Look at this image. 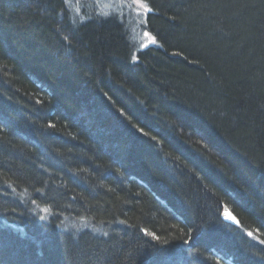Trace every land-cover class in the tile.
Here are the masks:
<instances>
[{"label": "trees", "instance_id": "trees-1", "mask_svg": "<svg viewBox=\"0 0 264 264\" xmlns=\"http://www.w3.org/2000/svg\"><path fill=\"white\" fill-rule=\"evenodd\" d=\"M65 1L0 0V264H264V0Z\"/></svg>", "mask_w": 264, "mask_h": 264}, {"label": "rangeland", "instance_id": "rangeland-1", "mask_svg": "<svg viewBox=\"0 0 264 264\" xmlns=\"http://www.w3.org/2000/svg\"><path fill=\"white\" fill-rule=\"evenodd\" d=\"M65 1V0H64ZM93 1V2H92ZM78 0H66L65 4H67L70 11L74 12L75 16H80L79 9L77 8ZM91 11L93 15H102V12H107L108 9L113 10L114 12L117 11V14L121 16V19L124 17L123 15H127L129 21H126L125 24L123 23L124 27L130 31L135 38L138 37V34L142 37L144 45L147 44H155L153 43L154 38L145 30L139 32L141 20L143 18V13L146 12L147 6L141 0H91L89 2ZM132 12H128V10ZM134 10V12H133ZM126 12V13H125ZM128 13V14H127ZM126 19V18H125ZM127 19V20H128ZM147 33V35H145ZM143 47V46H142Z\"/></svg>", "mask_w": 264, "mask_h": 264}, {"label": "bare ground", "instance_id": "bare-ground-1", "mask_svg": "<svg viewBox=\"0 0 264 264\" xmlns=\"http://www.w3.org/2000/svg\"><path fill=\"white\" fill-rule=\"evenodd\" d=\"M128 12H132L130 9L128 10ZM133 12H134V10H133ZM71 13V15H73V13L74 12H70ZM126 13V12H125ZM128 14V13H127ZM130 57H132V55L130 56ZM12 181H7V180H2V181H0V186H1V189H3V191H5V189L7 188V190L10 192V193H12V191H14L13 193H16V192H18L19 194H20V190L19 189H14L13 187H14V185L11 183ZM8 188H10V189H8ZM27 190V189H26ZM8 196L11 198V196H12V194L11 195H9L8 194ZM3 222H4V224H3V228H7L8 229V227L10 228V224L12 223V219L10 218V217H3ZM103 223H105V222H103ZM103 223H101L100 221H97V226L99 227V229H101V230H104L105 228V224H103ZM8 226H7V225ZM107 226V225H106ZM59 229H65L64 227H60ZM109 229V228H108ZM65 233L66 234H69L67 231H65ZM71 235V234H70ZM18 236L20 237V238H22L23 236L25 237L26 235H19L18 234Z\"/></svg>", "mask_w": 264, "mask_h": 264}, {"label": "water", "instance_id": "water-1", "mask_svg": "<svg viewBox=\"0 0 264 264\" xmlns=\"http://www.w3.org/2000/svg\"><path fill=\"white\" fill-rule=\"evenodd\" d=\"M227 214H231V216H233L234 219H229ZM221 219L224 222H226L228 224H232L234 226H238V224H239L237 218L234 216V214L226 206L223 207V210H222V213H221Z\"/></svg>", "mask_w": 264, "mask_h": 264}, {"label": "snow or ice", "instance_id": "snow-or-ice-1", "mask_svg": "<svg viewBox=\"0 0 264 264\" xmlns=\"http://www.w3.org/2000/svg\"><path fill=\"white\" fill-rule=\"evenodd\" d=\"M146 11H150V9H146ZM145 35H147V33H145ZM154 42H155V41H153V43H154ZM135 59H136V57L133 56V60H135ZM141 131H143V130H141ZM227 216H228L229 219H234V217L231 216V214H227ZM249 235H251V233H249Z\"/></svg>", "mask_w": 264, "mask_h": 264}]
</instances>
